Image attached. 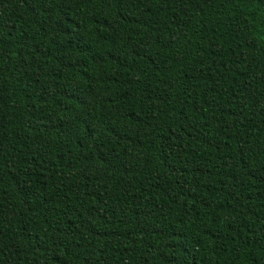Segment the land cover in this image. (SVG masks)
<instances>
[{"label": "trees", "instance_id": "obj_1", "mask_svg": "<svg viewBox=\"0 0 264 264\" xmlns=\"http://www.w3.org/2000/svg\"><path fill=\"white\" fill-rule=\"evenodd\" d=\"M0 264H264V0H0Z\"/></svg>", "mask_w": 264, "mask_h": 264}]
</instances>
